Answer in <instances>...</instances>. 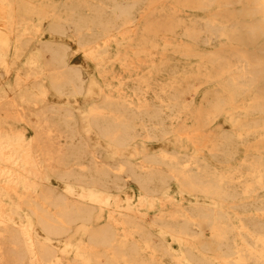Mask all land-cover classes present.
I'll return each instance as SVG.
<instances>
[{"label":"bare ground","instance_id":"obj_1","mask_svg":"<svg viewBox=\"0 0 264 264\" xmlns=\"http://www.w3.org/2000/svg\"><path fill=\"white\" fill-rule=\"evenodd\" d=\"M166 2L208 17L199 24ZM0 18V132L15 123L32 131L28 141L21 131L15 143L0 137V264H264V43L249 46L264 35V0H0ZM161 34L205 51L162 46L198 59L169 67L163 51L153 56ZM45 35L72 36L115 87L87 91L97 99L86 130L50 100L81 92L86 74ZM127 49L149 56V68L133 71ZM223 119L232 130L215 132ZM89 131L140 160L109 161ZM130 182L159 202L156 215L120 206L113 190Z\"/></svg>","mask_w":264,"mask_h":264},{"label":"rangeland","instance_id":"obj_2","mask_svg":"<svg viewBox=\"0 0 264 264\" xmlns=\"http://www.w3.org/2000/svg\"><path fill=\"white\" fill-rule=\"evenodd\" d=\"M165 9L167 10H173V9H179L178 14L182 16H187L189 19H194L199 24H203L205 22V19L208 17L207 13L203 12H184L182 8L179 6H176L170 2L165 3ZM238 7V6H237ZM182 9V10H180ZM189 13V14H188ZM0 22H2L0 18ZM48 39V42L54 46H62L68 48V61L73 67H79L81 68L84 73L86 74V80L84 83V87L81 92L76 94H68L67 96H60L56 95L55 93L50 95V100L58 106L59 112L64 111H71L74 115V118L78 121V125L83 129L86 130L88 126L87 122V107L90 104L91 101H94L97 99V97H91L88 95L87 91L94 89L96 92H100L101 88L106 87L104 84V77L99 71V68L95 65L93 61L89 59V57L84 54L82 51L78 49V47L75 44V39L72 36H66V37H56L54 35H45ZM158 43L160 44L159 52H156L154 57H159L161 54V51H163L165 58L168 60V65L171 67L173 64L177 68L181 67H190L196 64L197 57L192 56L189 59H186L183 55H181L179 52H175L172 49L169 50H162V46H166L168 48H177L181 47L183 45H189L192 48L197 49L198 51H205V44H195L193 41L189 38H187L184 35H165L161 34L157 38ZM226 41L225 38H216V41L210 49H219L222 43ZM264 43V35L262 37H259L256 39V41L253 44H250V48L255 50L259 46H261ZM109 49V55H113L117 50V45L115 43H111L108 47ZM128 51V59L134 61L135 65H137V68H134L133 71L135 72H144L147 70L148 65L150 62L148 61L149 56L142 54V58L138 59L136 55H133L130 49H127ZM7 54L11 52V50H6ZM38 59H41L40 57ZM25 60V59H24ZM39 61V60H38ZM108 66H113L114 73L118 76L122 77L124 80L129 79V69L125 66L121 65L118 61H111L109 60L107 62ZM13 80V76L11 75L9 78V84ZM109 80L112 81L113 85L116 84L117 79L116 78H109ZM109 89H114L113 86H107ZM106 87V88H107ZM111 87V88H110ZM97 94V93H96ZM231 126L228 123L226 119H223L220 121L215 128V132H221V131H231ZM19 131H21V136L28 141L30 137L32 136V131L29 130L27 127L20 123H15L12 128H8L2 132H0L1 138H7L8 142L15 143L18 140ZM85 135L89 137V141L91 144L99 145L101 147V154L104 158H107L109 161L116 162L120 158L128 159L133 164L137 163L141 158V153L143 152H137L133 148H129L128 150L124 151L122 154L118 153L112 146H110L109 143H107L105 140L101 139L95 132L89 131L85 132ZM205 136L202 135L198 138V141L202 143L204 141ZM16 147V146H14ZM100 149V148H99ZM182 149V148H179ZM142 149H140L141 151ZM186 152L193 153L194 149L192 147H187ZM143 151V150H142ZM17 152V151H16ZM243 154V147L241 145H238L237 152L235 155V158L232 160L233 162L237 161L238 157H241ZM17 156V153H16ZM15 156V157H16ZM85 156L87 157V160L90 158V154L86 152ZM3 180V179H1ZM52 184L58 186L59 189L66 188V187H73L74 189L81 191L83 188L79 185H74L72 183H65L61 182L57 179H53L51 181ZM170 191L176 199L179 198L177 195L176 188L171 185L167 189ZM113 193L115 197H120V206L124 209H131L132 211H138V213L147 214L148 216L153 217L156 215L162 208V206L159 204L157 200H151L148 197H141L140 190L134 185L133 182L126 183V184H120L119 188L114 189ZM185 202L189 204L190 201H194V197L187 196L185 199ZM157 230V229H156ZM79 236H75L72 238V241H77ZM165 244L170 245L174 251H179L182 247L173 239L168 233H165L164 235ZM67 239H62L60 244H65V241ZM71 255V254H69ZM71 258V256H69Z\"/></svg>","mask_w":264,"mask_h":264}]
</instances>
